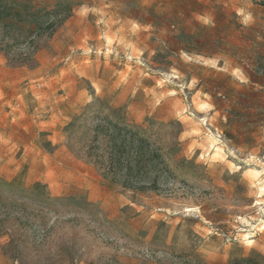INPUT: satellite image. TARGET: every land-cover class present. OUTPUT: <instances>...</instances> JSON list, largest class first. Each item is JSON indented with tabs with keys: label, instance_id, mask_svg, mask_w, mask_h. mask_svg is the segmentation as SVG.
<instances>
[{
	"label": "rangeland",
	"instance_id": "obj_1",
	"mask_svg": "<svg viewBox=\"0 0 264 264\" xmlns=\"http://www.w3.org/2000/svg\"><path fill=\"white\" fill-rule=\"evenodd\" d=\"M108 123L163 191L102 175ZM0 264H264V0H0Z\"/></svg>",
	"mask_w": 264,
	"mask_h": 264
},
{
	"label": "trees",
	"instance_id": "obj_2",
	"mask_svg": "<svg viewBox=\"0 0 264 264\" xmlns=\"http://www.w3.org/2000/svg\"><path fill=\"white\" fill-rule=\"evenodd\" d=\"M100 130L105 134L106 143L92 144L88 155L94 157L105 178L128 190L163 191L161 180L172 174L158 146L116 124L108 123Z\"/></svg>",
	"mask_w": 264,
	"mask_h": 264
},
{
	"label": "bare ground",
	"instance_id": "obj_3",
	"mask_svg": "<svg viewBox=\"0 0 264 264\" xmlns=\"http://www.w3.org/2000/svg\"><path fill=\"white\" fill-rule=\"evenodd\" d=\"M263 186V185H262ZM257 205H260V203H257Z\"/></svg>",
	"mask_w": 264,
	"mask_h": 264
}]
</instances>
